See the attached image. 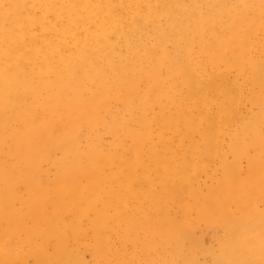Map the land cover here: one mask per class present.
<instances>
[{"label":"bare ground","instance_id":"obj_1","mask_svg":"<svg viewBox=\"0 0 264 264\" xmlns=\"http://www.w3.org/2000/svg\"><path fill=\"white\" fill-rule=\"evenodd\" d=\"M49 1L0 0V264H256L231 189L264 147V0Z\"/></svg>","mask_w":264,"mask_h":264},{"label":"rangeland","instance_id":"obj_2","mask_svg":"<svg viewBox=\"0 0 264 264\" xmlns=\"http://www.w3.org/2000/svg\"><path fill=\"white\" fill-rule=\"evenodd\" d=\"M53 3L54 1L50 0L49 3L46 4L48 7L47 8L48 15L55 14V6ZM95 48L96 47H94L93 45H89V44H86L83 47L84 52H92L94 51ZM70 62L71 61L68 58L66 60L67 67L71 69V71H75L76 69L75 64L70 63ZM54 65L60 66L61 62H56ZM244 95H246V97L248 98L247 94H244ZM244 105H245V109L243 110L242 116L240 114L239 120L237 121L233 120L231 122V125H230L231 128L229 129V131L232 132L230 134L231 142L234 139L232 136L236 130L238 123L242 122L245 118H248L250 113L257 114L259 107H260V105H257L254 102L251 104H249L248 102L245 103L243 99V106L241 107L240 112L242 108L244 107ZM118 106H120V101L114 100L110 110L117 111ZM72 114L73 112L71 110L69 109L64 110V112L61 115L62 120L65 122H69ZM242 142L244 141H241L240 143ZM226 146H227V138L225 137L224 139V137L222 136L221 137V148H220V152L222 154L225 151H227ZM243 147L244 146L237 149V151L233 150L234 154H238L237 156L236 155H233V156L238 157V158L242 157V159H240L238 162L240 171H248L249 174H247V176L240 177L241 184L237 186L238 189L233 187L231 191L232 192H236L237 190H239V192L244 191L243 193L244 196L241 195V196H236V197H240V200L242 198L247 202L250 208V211H249L250 217L252 218L261 217L262 214L264 213V204H263V201L260 199L258 192H262V190L264 189V147L260 149H258L257 147L255 149L249 148V147H246V149H244ZM246 156L249 157L250 161L246 159ZM231 158L232 156L229 157L228 160H230ZM221 166H222L221 161L219 159L212 161L210 165L207 166V168L203 171V173L199 174V180H200L199 182L202 183L204 180L208 181L207 178H210L209 179L210 183L215 184L217 178L221 179V176H222ZM245 177H247V179ZM237 181L239 182V179ZM201 190H203V188H201ZM243 197H246V198H243ZM230 204L233 205L232 202H230ZM241 204H242V207L240 208V210L239 211L232 210L233 213L236 215L242 213L243 215H246L248 217V211H245V208L247 209V205H243L242 202ZM208 225L210 226V228H208L209 230L207 231H209L210 234L207 237L202 235V237H203V240L207 241V247L212 248V250H215L216 238L220 237L222 233L218 227H215L213 225V222L211 220L208 221ZM236 245L242 256L244 257L246 256L254 260L258 259V261H256V264H264V244L262 243V241L259 240L257 236V232L249 234L243 240L236 242Z\"/></svg>","mask_w":264,"mask_h":264}]
</instances>
